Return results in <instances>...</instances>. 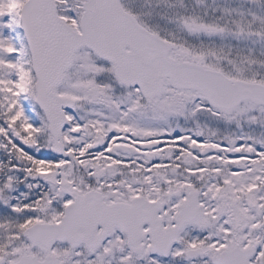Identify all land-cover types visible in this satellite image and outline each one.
I'll return each instance as SVG.
<instances>
[{"label":"snow or ice","instance_id":"1","mask_svg":"<svg viewBox=\"0 0 264 264\" xmlns=\"http://www.w3.org/2000/svg\"><path fill=\"white\" fill-rule=\"evenodd\" d=\"M0 264H264V0H0Z\"/></svg>","mask_w":264,"mask_h":264}]
</instances>
